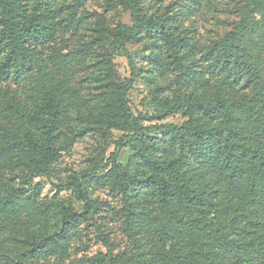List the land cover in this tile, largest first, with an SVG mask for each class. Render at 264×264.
Returning <instances> with one entry per match:
<instances>
[{
  "label": "rangeland",
  "instance_id": "1",
  "mask_svg": "<svg viewBox=\"0 0 264 264\" xmlns=\"http://www.w3.org/2000/svg\"><path fill=\"white\" fill-rule=\"evenodd\" d=\"M19 3L23 8L22 21L32 23L36 29L27 42L36 64L17 81L0 79V147L16 148L0 159V205L13 190L22 195L15 212L0 213V264H90L94 256L105 253L132 258L128 264H149L145 256H152L151 264H201L194 261L191 251L210 248L209 223L218 217L190 210L187 215L197 216L204 225L203 231L185 243H180L178 233L173 231L164 244L159 242L162 250L158 254L146 241L142 243L124 230L125 201L110 175L113 170L130 176L139 174L140 178L151 173L134 148L149 150L156 160L178 154L176 147L171 148L170 136L159 128L162 124L180 125L195 117V111L177 107L178 102L201 94L210 103L221 96L229 101L242 98L239 87L224 85L206 72L204 51L232 29L239 19L237 10L247 5L248 0H137L140 14L169 24L182 66L197 72L202 81L187 86L177 83L180 70L172 64L171 52L160 31L144 26L126 42L139 72L127 94L129 107L144 131L137 140L120 149L116 165L111 155L114 146L126 142L128 137L123 136L129 132L87 124L85 117L96 105L113 112L116 109L113 88L123 86L130 77L125 53L111 41V33L117 27L131 25L129 12L121 0H19ZM1 16L0 8V64L8 54V32ZM51 25L53 29L46 32L44 28ZM69 55L77 61L75 69L70 65L74 69L70 80L76 92L74 97L68 95L60 102L66 107L58 129L53 132L55 139L50 151L54 152V159L48 172L39 175L30 170L41 156L29 151L27 144H33L37 150V144H41L43 124L50 118L52 106L61 99L59 80L63 76L57 66ZM105 76L107 87L101 82ZM138 166L143 172L136 170ZM155 196L143 190L141 208L150 215L165 217L171 224L172 219ZM85 198L95 202L86 211ZM68 210L85 211V215L75 224L68 241H58L61 252L47 258H30L28 250L42 236L57 238L62 213ZM176 243L185 252L182 257L179 254L182 249L179 252L175 249ZM149 251L154 252L150 255Z\"/></svg>",
  "mask_w": 264,
  "mask_h": 264
},
{
  "label": "trees",
  "instance_id": "2",
  "mask_svg": "<svg viewBox=\"0 0 264 264\" xmlns=\"http://www.w3.org/2000/svg\"><path fill=\"white\" fill-rule=\"evenodd\" d=\"M121 1L129 12L131 25L117 27L111 33V41L125 53L130 77L123 86L113 88V106L116 108L113 112L107 111L103 105H96L92 107L94 111L85 117L87 124L109 126L130 133L123 136L128 137L126 142L115 144L111 154L114 165L120 149L137 140L144 131L129 107L127 94L139 72L125 47L126 42L139 34L144 26L160 31L171 52L172 64L180 70L177 83L187 86L202 81L197 72L182 66L178 45L172 39L166 21L140 14L137 0ZM0 8L1 19L8 32V54L0 64V79L17 81L36 61L27 45L30 36L36 34V29L32 23L22 21L23 8L19 0H0ZM237 12V22L229 32L207 46L204 60L206 72L224 85L239 87L243 91L242 98L229 101L221 96L210 103L209 98L201 94L197 98L188 97L178 102L177 107L195 111V117L180 125L169 123L159 126L165 135L170 136L171 148L176 147L178 154L156 160L151 158L149 150L134 148L151 173L140 178L139 174L130 176L113 170L110 175V180L125 201L126 208L122 209L124 230L142 243L146 241L158 254L162 250L159 242L164 244L172 237L173 231L178 233L180 243L198 237L204 225L197 216L187 215L190 210L196 209L218 218L209 223V232L212 233L208 239L210 248L203 252L191 251L194 261L201 264H264V0H248V4ZM52 29V25L44 28L46 32ZM70 65L76 68L75 56H64L58 63L63 76L59 80L61 99L52 106L50 118L43 124L38 150L33 144H27L29 151L41 156V159L35 160L30 170L32 173H47L54 159L55 154L50 151L55 139L53 132L58 129L66 107L60 102H64L68 95L74 97L76 92L70 80L74 75ZM101 82L108 86L106 76ZM217 119L218 122L213 124L212 121ZM12 149H16L15 146L0 147V159ZM140 168L138 166L136 170L143 172ZM143 190L156 195L172 219L171 224L165 217L150 215L141 208ZM138 191L140 194H137ZM20 198L19 190L11 191L3 199L0 213L15 212ZM84 200L85 211L95 206V202ZM85 211L63 212L57 238L51 240L42 236L28 250V256L47 258L61 252L58 241L69 240L75 224L84 218ZM175 247L177 252L182 249L179 253L182 257L185 254L183 248L177 243ZM152 252L149 251V254ZM144 259L149 264L153 262L152 256H145ZM128 260L132 258L105 253L94 256L90 264H128Z\"/></svg>",
  "mask_w": 264,
  "mask_h": 264
}]
</instances>
